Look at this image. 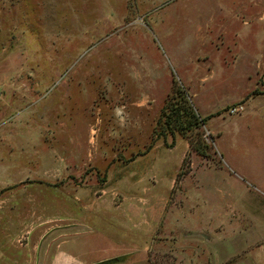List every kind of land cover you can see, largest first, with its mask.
I'll use <instances>...</instances> for the list:
<instances>
[{"label":"rangeland","instance_id":"obj_1","mask_svg":"<svg viewBox=\"0 0 264 264\" xmlns=\"http://www.w3.org/2000/svg\"><path fill=\"white\" fill-rule=\"evenodd\" d=\"M177 88L205 119L185 138L159 120ZM252 99L264 0H0V205L23 227L58 214L64 181H174L147 264H264ZM36 236L0 234V264H28Z\"/></svg>","mask_w":264,"mask_h":264},{"label":"crops","instance_id":"obj_2","mask_svg":"<svg viewBox=\"0 0 264 264\" xmlns=\"http://www.w3.org/2000/svg\"><path fill=\"white\" fill-rule=\"evenodd\" d=\"M246 107L248 113L257 109L264 114V99H252ZM79 182L62 183L58 214L36 221L39 214L31 211L28 218L32 222L23 227H19L22 215L15 207L1 204L0 234L26 236L28 231H36L33 244L26 249L28 255L32 253L28 264H147L145 254L167 216L174 181ZM10 223L19 230H12ZM50 233L60 241L58 250L52 252L47 245L41 251L40 243ZM35 254L40 255L35 258Z\"/></svg>","mask_w":264,"mask_h":264},{"label":"trees","instance_id":"obj_3","mask_svg":"<svg viewBox=\"0 0 264 264\" xmlns=\"http://www.w3.org/2000/svg\"><path fill=\"white\" fill-rule=\"evenodd\" d=\"M174 93L177 95L175 102L170 104L167 101L165 103L164 108L161 110L159 120H162L163 129L167 133H178L181 137L185 138L187 132L203 127L205 119H202L194 111L182 90L177 88V90H174ZM189 145L192 146V143L190 142Z\"/></svg>","mask_w":264,"mask_h":264},{"label":"built area","instance_id":"obj_4","mask_svg":"<svg viewBox=\"0 0 264 264\" xmlns=\"http://www.w3.org/2000/svg\"><path fill=\"white\" fill-rule=\"evenodd\" d=\"M244 111V108L242 106H236V107H232L230 110H229V114L230 115H237V114H240Z\"/></svg>","mask_w":264,"mask_h":264}]
</instances>
